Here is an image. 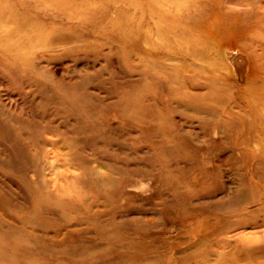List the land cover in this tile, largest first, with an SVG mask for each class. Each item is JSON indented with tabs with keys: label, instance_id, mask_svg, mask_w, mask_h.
Here are the masks:
<instances>
[{
	"label": "rangeland",
	"instance_id": "1",
	"mask_svg": "<svg viewBox=\"0 0 264 264\" xmlns=\"http://www.w3.org/2000/svg\"><path fill=\"white\" fill-rule=\"evenodd\" d=\"M251 73L264 0H0V264H264Z\"/></svg>",
	"mask_w": 264,
	"mask_h": 264
},
{
	"label": "bare ground",
	"instance_id": "2",
	"mask_svg": "<svg viewBox=\"0 0 264 264\" xmlns=\"http://www.w3.org/2000/svg\"><path fill=\"white\" fill-rule=\"evenodd\" d=\"M242 40H244V39H240L239 41L240 42H244L243 43V45L245 46L244 48L246 49V50H249V51H252L253 50V55H254V57H253V59H255V62H257L259 59H258V57H260V55L257 53V47L259 48H261V50H263V48H262V46L261 45H259V44H257V43H253V42H250V41H242ZM236 54H238V53H236ZM250 58V57H249ZM239 59H240V61L241 60H243L244 62H247V60H248V58H247V56H245V55H243V54H241V55H239L238 54V56H237V58H235V57H233L232 58V64L234 65V68H236L237 67V65H235V61H239ZM250 59H252V57L250 58ZM239 63V62H238ZM246 65V64H245ZM246 69V68H245ZM234 72V71H233ZM244 72V71H243ZM242 73V71H240V73H239V75ZM250 77L251 78H249L248 80H247V82H246V87H247V89L249 90V91H257V90H259L260 91V89H261V87H263V85L262 84H264V81L260 84L259 83V80L260 81H262V79L260 78V79H257L256 77V74L255 73H251L250 74ZM241 82V81H240ZM247 89H246V91H247ZM248 92V91H247ZM260 97V101H263L264 102V95H260L259 96ZM243 98H246V97H243ZM250 98V97H249ZM256 104V103H255ZM254 104V105H255ZM259 212H260V210H259ZM252 215H254V213L252 214ZM251 215V216H252ZM255 224H254V226H251L250 227V230L247 232L246 230V228H241V233L243 234L244 233V241L245 242H254V243H257V242H260V241H262L263 243H264V220H261L260 222H258V221H256L255 220V222H254ZM246 229V230H245ZM232 232H233V234L235 235V236H237V231H236V229L234 228L233 230H232ZM240 232V231H239Z\"/></svg>",
	"mask_w": 264,
	"mask_h": 264
}]
</instances>
